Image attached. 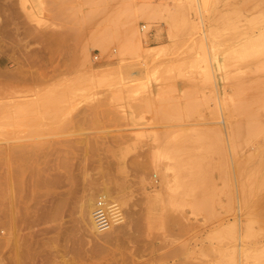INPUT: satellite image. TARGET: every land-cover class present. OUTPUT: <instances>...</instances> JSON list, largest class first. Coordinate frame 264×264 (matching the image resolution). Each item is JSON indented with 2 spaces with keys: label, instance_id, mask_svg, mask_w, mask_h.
<instances>
[{
  "label": "rangeland",
  "instance_id": "374dc122",
  "mask_svg": "<svg viewBox=\"0 0 264 264\" xmlns=\"http://www.w3.org/2000/svg\"><path fill=\"white\" fill-rule=\"evenodd\" d=\"M0 59L4 264L264 263V0H0Z\"/></svg>",
  "mask_w": 264,
  "mask_h": 264
},
{
  "label": "bare ground",
  "instance_id": "6f19581e",
  "mask_svg": "<svg viewBox=\"0 0 264 264\" xmlns=\"http://www.w3.org/2000/svg\"><path fill=\"white\" fill-rule=\"evenodd\" d=\"M202 4V3H201ZM200 13V12H199ZM200 15H201V13H200ZM201 21V20H200ZM132 28V27H131ZM128 32H131V30H130V28L128 29ZM132 32H133V30H132ZM211 36V35H210ZM200 41V40H199ZM201 44H202V42H200ZM193 52H194V50H193ZM200 52V51H199ZM204 53V52H203ZM250 53V52H249ZM198 54V53H197ZM201 54H202V52H201ZM203 55V54H202ZM236 55V54H235ZM199 56V55H198ZM237 56V55H236ZM238 57H239V55H238ZM200 58V57H199ZM205 58V57H204ZM201 59V58H200ZM241 59V58H240ZM248 59V58H247ZM199 60V59H198ZM200 61V60H199ZM239 61V60H238ZM195 62V61H194ZM195 65V64H194ZM234 65V64H233ZM236 67V66H235ZM260 70V69H259ZM248 74V73H247ZM238 75H239V73H238ZM251 75V74H250ZM240 80V79H239ZM262 94V93H261ZM244 99V98H243ZM245 100V99H244ZM248 102V101H247ZM247 108H248V106H247ZM255 108V107H254ZM249 110H250V108H249ZM238 110H236V112H237ZM247 111H248V109H247ZM240 112V111H239ZM245 113V112H244ZM237 114V113H236ZM243 114V113H242ZM256 114V113H255ZM243 115H245V114H243ZM236 116V115H235ZM238 116V115H237ZM256 116H257V114H256ZM240 117V116H239ZM249 117V116H248ZM241 120V119H240ZM237 131V130H236ZM190 137V136H189ZM243 138V137H242ZM246 139V138H245ZM176 145H178V144H176ZM181 149V148H180ZM177 151L179 152V149L177 148ZM180 158V157H179ZM177 162V161H176ZM166 170H167V168H166ZM201 171V170H200ZM174 173H173V175H174V180L176 181V180H178V178H179V170H177L176 168L174 169V171H173ZM197 173V172H196ZM261 176V175H260ZM166 183V179H165V181L163 180V178H162V184H165ZM258 183V182H257ZM256 188V187H255ZM255 192V191H254ZM188 193V192H187ZM108 197H114L113 196V193L112 192H110L109 190H108V188L106 187V186H104V187H102L101 188V191H100V193H98V199L97 200H95L94 201V198H93V196H91V195H86L85 197H83V199H82V201L80 202V210H81V213L83 214V216H84V219H85V222L87 223V227H86V229H84V230H87L93 237V239L95 240L96 238H99V239H101L100 238V236H101V234H104V235H106V233H107V231H109V230H111L112 228H114L115 226H117L118 224H120V222H122V215H121V213H120V210H119V207H118V205H117V202H115L114 200H109L108 199ZM175 197V196H174ZM99 200H102V201H104V203H105V206H106V209L108 210V213H109V215H110V217H111V220H112V223H111V226L107 229V230H105V231H98L97 229H96V227H95V222H94V218H93V212H94V210L96 209V205H97V203H98V201ZM250 205V204H249ZM247 208V207H246ZM250 215V214H249ZM253 217V216H252ZM257 218V217H256ZM251 220V219H250ZM251 222V221H250ZM123 223V222H122ZM248 223H246L245 225H247ZM246 227V226H245ZM244 227V228H245ZM244 231H245V229H243ZM113 231V230H112ZM88 235V234H87ZM103 235V236H104ZM247 238V237H246ZM250 238V237H249ZM99 241V240H98ZM99 245V244H98ZM255 247V246H254ZM239 248H241V247H239ZM238 248V249H239ZM239 252H240V250H239ZM238 252V253H239ZM243 252V251H242ZM18 255V254H17ZM238 255V254H237ZM240 255V254H239ZM172 256H174V255H172ZM245 256V255H244ZM19 257V256H18ZM168 257V256H167ZM237 258V257H236ZM166 259V258H165ZM172 259V258H171ZM246 259V258H245ZM15 261H16V264H18L17 263V260H16V256H15V259H14ZM239 260V259H238ZM21 262V261H20ZM171 262V261H170ZM164 263V262H163ZM178 263V262H177ZM180 263H182V262H180ZM184 263V262H183ZM256 263V262H255ZM0 264H4V260H3V257L1 258V260H0ZM139 264V263H138ZM158 264V263H157ZM238 264H239V262H238ZM258 264H264V263H262V262H260V263H258Z\"/></svg>",
  "mask_w": 264,
  "mask_h": 264
},
{
  "label": "built area",
  "instance_id": "2783aa9c",
  "mask_svg": "<svg viewBox=\"0 0 264 264\" xmlns=\"http://www.w3.org/2000/svg\"><path fill=\"white\" fill-rule=\"evenodd\" d=\"M93 218L95 227L98 231H105L111 226L112 220L108 210L106 209L104 201H98L96 209L93 212Z\"/></svg>",
  "mask_w": 264,
  "mask_h": 264
},
{
  "label": "crops",
  "instance_id": "0c3cea01",
  "mask_svg": "<svg viewBox=\"0 0 264 264\" xmlns=\"http://www.w3.org/2000/svg\"><path fill=\"white\" fill-rule=\"evenodd\" d=\"M0 64H1V59H0Z\"/></svg>",
  "mask_w": 264,
  "mask_h": 264
}]
</instances>
